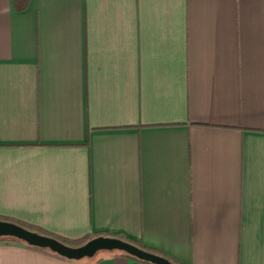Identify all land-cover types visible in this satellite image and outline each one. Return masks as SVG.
<instances>
[{
    "label": "crops",
    "instance_id": "crops-1",
    "mask_svg": "<svg viewBox=\"0 0 264 264\" xmlns=\"http://www.w3.org/2000/svg\"><path fill=\"white\" fill-rule=\"evenodd\" d=\"M0 218L264 264V0H0Z\"/></svg>",
    "mask_w": 264,
    "mask_h": 264
},
{
    "label": "water",
    "instance_id": "water-1",
    "mask_svg": "<svg viewBox=\"0 0 264 264\" xmlns=\"http://www.w3.org/2000/svg\"><path fill=\"white\" fill-rule=\"evenodd\" d=\"M0 238L17 240L29 247L48 250L67 260L92 259L99 252H120L149 264H173L162 256L145 251L118 238L98 236L80 246L70 247L51 237L31 232L14 223L1 220Z\"/></svg>",
    "mask_w": 264,
    "mask_h": 264
},
{
    "label": "trees",
    "instance_id": "trees-1",
    "mask_svg": "<svg viewBox=\"0 0 264 264\" xmlns=\"http://www.w3.org/2000/svg\"><path fill=\"white\" fill-rule=\"evenodd\" d=\"M27 5H28V0H14V8H15L16 11H23L27 7ZM0 220L1 221H7V222H10V223H14V224H16L18 226H21V227H23V228H25V229H27V230H29L31 232H35V233H38L40 235L51 237V238L56 239L57 241L61 242L62 244L70 246V247L80 246V245L84 244L85 242L91 240L92 238H95V237H86V238H80V239H75V240L59 238V237H56V236H53V235L45 233L44 231H42L40 228H38L36 226L29 225V224H26V223H23V222H19V221H16L14 219H11V218H0ZM121 240H123V239H121ZM124 241H127V240H124ZM127 242L135 245L133 242H130V241H127ZM137 247H139V246H137ZM141 249H143V248H141ZM143 250L151 252L150 250H146V249H143ZM151 253H154V252H151ZM112 254L124 256V257L129 258V259H131L133 261L138 262L139 264H149V263L140 261V260H138V259H136L134 257H131L129 255H126L124 253L113 252ZM154 254L162 256V255L157 254V253H154ZM162 257H164V258L168 259L170 262H172V260H170L169 258H167L165 256H162ZM172 263L175 264L174 262H172Z\"/></svg>",
    "mask_w": 264,
    "mask_h": 264
},
{
    "label": "rangeland",
    "instance_id": "rangeland-1",
    "mask_svg": "<svg viewBox=\"0 0 264 264\" xmlns=\"http://www.w3.org/2000/svg\"><path fill=\"white\" fill-rule=\"evenodd\" d=\"M0 240H2V238H0ZM105 254H107V252H99V253L96 255V257H98V256H103V255H105Z\"/></svg>",
    "mask_w": 264,
    "mask_h": 264
}]
</instances>
